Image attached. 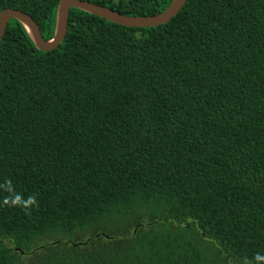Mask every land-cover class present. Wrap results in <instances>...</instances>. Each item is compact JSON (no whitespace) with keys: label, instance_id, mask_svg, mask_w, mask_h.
I'll return each instance as SVG.
<instances>
[{"label":"trees","instance_id":"obj_1","mask_svg":"<svg viewBox=\"0 0 264 264\" xmlns=\"http://www.w3.org/2000/svg\"><path fill=\"white\" fill-rule=\"evenodd\" d=\"M59 1L0 0V12L29 13L50 39ZM89 1L128 15L172 2ZM144 211L186 226L159 237ZM130 218L127 252L116 221ZM197 233L264 264V0H186L152 27L73 7L48 51L12 18L0 42V264H208ZM105 235L117 255L95 244Z\"/></svg>","mask_w":264,"mask_h":264},{"label":"water","instance_id":"obj_2","mask_svg":"<svg viewBox=\"0 0 264 264\" xmlns=\"http://www.w3.org/2000/svg\"><path fill=\"white\" fill-rule=\"evenodd\" d=\"M185 2L186 0H172L165 10L150 15H128L112 7L89 0H60L57 7L54 35L50 39H46L43 36L38 22L32 15L18 8L7 7L0 12V42L12 18L23 24L38 49L48 51L56 48L65 38L70 10L73 7L121 25L152 27L171 20L180 11Z\"/></svg>","mask_w":264,"mask_h":264},{"label":"rangeland","instance_id":"obj_3","mask_svg":"<svg viewBox=\"0 0 264 264\" xmlns=\"http://www.w3.org/2000/svg\"><path fill=\"white\" fill-rule=\"evenodd\" d=\"M140 219L144 221L145 223L148 222L147 223L148 228H146L148 232H155L156 234H158L159 237L167 235V234L177 235L178 233L182 232L184 230V226H186L185 223L179 224L176 222H171L168 217H166L165 215L160 216L157 212L155 214L154 212L144 211L143 216H141ZM135 222H136V219H133V218H130L127 221H123L122 219H118L116 221V223L119 224L118 226L119 231L117 232L124 234L122 237H125L124 242L127 244V252H130L132 250V238L133 237H132L131 229L133 228L132 226ZM92 233L96 234L95 228L90 229V232L86 235H91ZM75 237H78L79 239L81 238L78 235H76ZM197 237H198L197 242L199 246L202 248V250H204L205 255L209 258L208 264H239L237 260H234L231 257H227V256L224 257V254L222 253L221 249H219L217 243L213 241L202 240L199 237L198 233H197ZM102 238L103 239L96 240L95 244L97 245L98 242H100L101 244L104 243L113 253V255H117L120 252V247L117 248L116 245H114L112 242L108 243L105 241V240H108L107 235H105V237L102 236ZM53 241L54 240L45 238L41 240V243H47V242H53ZM49 246L50 245L46 246L47 250L38 254V257L44 256L48 259L47 255L50 252ZM78 246H79L78 248L80 249L86 248L85 250L82 251L85 254L89 252V249L87 248L88 245H85V243L78 245ZM61 247H64V245H62ZM66 248H71V245L67 244ZM28 261H29V258H28ZM24 262L27 263V261H24Z\"/></svg>","mask_w":264,"mask_h":264},{"label":"clouds","instance_id":"obj_4","mask_svg":"<svg viewBox=\"0 0 264 264\" xmlns=\"http://www.w3.org/2000/svg\"><path fill=\"white\" fill-rule=\"evenodd\" d=\"M256 259H257V260H262V259H264V257H261V256L258 255V256L256 257Z\"/></svg>","mask_w":264,"mask_h":264}]
</instances>
